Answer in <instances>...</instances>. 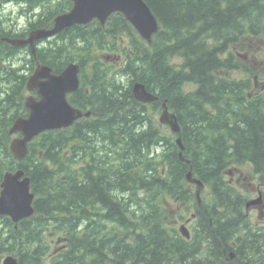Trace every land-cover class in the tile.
<instances>
[{"label": "trees", "instance_id": "trees-1", "mask_svg": "<svg viewBox=\"0 0 264 264\" xmlns=\"http://www.w3.org/2000/svg\"><path fill=\"white\" fill-rule=\"evenodd\" d=\"M144 1L159 23L151 44L115 12L37 42L34 57L2 38L51 27L71 0H0L30 18L21 29L0 16V181L21 168L35 194L34 214L17 229L8 218L11 235L1 237L0 254L19 264H264V226L230 178V167L249 165L264 190V82L255 88L249 68L237 76L233 50L246 37L264 42V0ZM37 62L54 73L78 63L80 85L67 97L91 113L41 132L17 160L9 128L27 116ZM135 81L158 99L136 100ZM163 102L179 134L157 124ZM188 171L204 184L200 202ZM171 203L177 220L195 215L189 238L166 222Z\"/></svg>", "mask_w": 264, "mask_h": 264}, {"label": "water", "instance_id": "water-1", "mask_svg": "<svg viewBox=\"0 0 264 264\" xmlns=\"http://www.w3.org/2000/svg\"><path fill=\"white\" fill-rule=\"evenodd\" d=\"M69 11L56 15L51 27L32 29L25 37H3L2 39L15 47L28 45L30 52L36 57V42L51 38L62 30L73 25H87L97 20L104 25L107 18L115 13H121L133 26L140 37L151 44L153 35L158 31L159 23L144 0H71ZM80 65L70 62L60 73H53L48 65L36 63L33 72L28 76L26 89L34 94L26 96L24 106L28 110L27 116L15 118L9 128V133L15 135L9 144L10 152L17 160L28 152V142L44 131L62 129L72 125L81 117L90 116V111L83 112L72 105L67 95L74 92L79 84ZM134 98L143 103H151L158 96L149 91L145 84L135 81L132 84ZM158 121L167 125L174 134H179L180 125L175 113L169 111L162 103V110ZM183 159V144L180 137L176 139ZM186 178L196 185L195 195L200 202V192L203 182L188 171ZM0 215H7L14 223L34 214L33 200L35 194L31 191L30 179L24 176V170L7 171L0 182ZM259 198L248 200L246 208L256 204ZM179 231L189 237V229L185 224L179 226ZM231 257L234 254L231 253ZM2 264H19L18 259L9 254L3 258Z\"/></svg>", "mask_w": 264, "mask_h": 264}, {"label": "rangeland", "instance_id": "rangeland-1", "mask_svg": "<svg viewBox=\"0 0 264 264\" xmlns=\"http://www.w3.org/2000/svg\"><path fill=\"white\" fill-rule=\"evenodd\" d=\"M0 16L11 25H13V23L17 24L21 29L28 27V21L30 19L29 15L24 14L23 10L21 11V7L16 3L0 7ZM233 50L235 53V61L241 67L236 73L238 74L237 76L245 77L246 73L244 71L242 72V70H244V68H249L255 75L254 79L257 80L255 88L261 87L264 82V42L256 37H246L243 38ZM261 89H264V84ZM159 114L160 113H157L155 115V119L157 124L161 125L158 121ZM165 127L166 126H164L165 131H169V128ZM230 168L233 171L230 176L231 182L247 195V200L261 199L260 203L251 204L247 208V212L253 224H264V190L254 173H252L251 167L244 164ZM167 205L168 204H166V213L169 210L171 211L168 215H165L166 222L175 224L174 226L177 228L181 221L177 220L178 216L174 210L175 204L171 203ZM186 216L187 213H184V217Z\"/></svg>", "mask_w": 264, "mask_h": 264}, {"label": "flooded vegetation", "instance_id": "flooded-vegetation-1", "mask_svg": "<svg viewBox=\"0 0 264 264\" xmlns=\"http://www.w3.org/2000/svg\"><path fill=\"white\" fill-rule=\"evenodd\" d=\"M260 201H261V199H259L256 204L260 203ZM248 216H249V214H248ZM8 218L10 219L11 223H13V229H17V224L14 223L9 216L0 215V243H1V237L2 236L9 237V235H11V233H9L11 231V224H10V221L8 220ZM194 219H195V215L191 214L189 217H187L185 220H183V222L182 221L180 222V225L185 224L188 227V229L190 231V235H191V225L193 224ZM178 221H180V220H178ZM189 225H190V228H189ZM259 225H261V224H259ZM262 225L264 226V224H262ZM6 255H8V253L0 254V264H2L3 258ZM230 258H234V257H231V254H230Z\"/></svg>", "mask_w": 264, "mask_h": 264}, {"label": "bare ground", "instance_id": "bare-ground-1", "mask_svg": "<svg viewBox=\"0 0 264 264\" xmlns=\"http://www.w3.org/2000/svg\"><path fill=\"white\" fill-rule=\"evenodd\" d=\"M68 11H69V10H68ZM66 12H67V11H66ZM62 13H64V12H62ZM59 14H60V13H59ZM30 31H31V30H30ZM30 31H29V32H30ZM29 32H28V33H29ZM27 35H28V34H27ZM79 85H80V78H79V84H78V87H79ZM78 87H77V88H78ZM24 176H27V175H25V173H24ZM27 177H29V176H27ZM29 179H30V178H29Z\"/></svg>", "mask_w": 264, "mask_h": 264}]
</instances>
